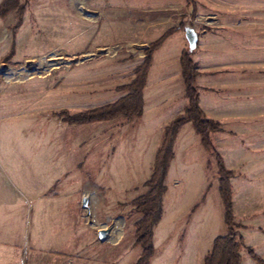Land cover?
<instances>
[{
	"label": "rangeland",
	"instance_id": "374dc122",
	"mask_svg": "<svg viewBox=\"0 0 264 264\" xmlns=\"http://www.w3.org/2000/svg\"><path fill=\"white\" fill-rule=\"evenodd\" d=\"M21 4V24L16 11L0 18V183L21 209L3 230L4 264H137L133 200L147 189L165 126L187 105L185 29L155 52L143 117L74 125L57 113L123 96L118 87L134 79L150 43L180 25L199 34L191 57L199 82L212 87L198 85L207 117L220 124L213 143L234 172L235 221L246 245L264 257V0ZM163 71L169 78L157 102ZM174 151L150 264H203L227 231L217 159L191 123ZM31 194L45 205L23 209ZM102 228L109 230L103 241ZM242 255L243 264H258Z\"/></svg>",
	"mask_w": 264,
	"mask_h": 264
},
{
	"label": "trees",
	"instance_id": "16d2710c",
	"mask_svg": "<svg viewBox=\"0 0 264 264\" xmlns=\"http://www.w3.org/2000/svg\"><path fill=\"white\" fill-rule=\"evenodd\" d=\"M24 10L25 6L21 4V0H2L0 18H5L8 13L16 11L19 19L17 25H19ZM185 28L182 25L171 27L150 43L144 59L136 68L134 79L118 87L125 91L123 96L83 112L71 113L68 110H61L57 114L63 117L66 122L74 125L108 122L116 118L131 122L135 118L141 117L145 105L144 92L153 65L154 54L172 34ZM180 66L187 105L184 112L177 115L165 127L162 142L155 154L151 177L146 182L147 189L133 200L135 212L139 214V218L135 222V244L142 247L137 264H150L154 257V228L162 220L164 214L166 180L171 162L175 157V141L180 129L187 123L193 125L201 144L210 150L217 159L219 193L224 204V221L227 229L226 233L214 238L210 250L204 256L203 264H243V250L256 263L264 264V257L257 253L252 246L246 245L243 235L239 232V224L235 221L234 191L231 181L234 172L226 167L223 156L213 143L212 134L219 131L220 124L215 119L207 117L201 107L198 86L200 71L198 63L191 57V52L187 50L182 52Z\"/></svg>",
	"mask_w": 264,
	"mask_h": 264
},
{
	"label": "crops",
	"instance_id": "0c3cea01",
	"mask_svg": "<svg viewBox=\"0 0 264 264\" xmlns=\"http://www.w3.org/2000/svg\"><path fill=\"white\" fill-rule=\"evenodd\" d=\"M164 45V44H163ZM162 45V46H163ZM184 50L181 51V54ZM181 54H180V57H181ZM154 58H155V54H154ZM154 63V61H153ZM153 66V65H152ZM152 69V68H151ZM151 71V70H150ZM182 76V75H181ZM201 77V72H200V75L198 76V82H199V79ZM169 78V74L165 71H163V74L159 77V83H158V94H159V97L157 98V102H161L163 101L162 100V93L164 94L165 92V89H166V83H167V79ZM151 81V73H149V77H148V83L146 85V88H145V92H144V101H145V105H144V111H143V114L141 115L142 117L145 115L146 113V105H147V88H148V85ZM198 85L200 87H202L204 90L205 89H209L211 90L212 87L211 86H204L203 84H201V82L198 83ZM184 88H185V85H184ZM159 104V103H158ZM200 104H201V107H202V93H201V90H200ZM202 109L204 110V108L202 107ZM157 112V110H156ZM179 113H181V111H179ZM178 113V114H179ZM206 113V112H205ZM156 116H159V114L157 113ZM173 119H171L169 121V123L172 121ZM167 123V125L169 124ZM77 125H88V124H77ZM166 125V126H167ZM165 126V127H166ZM193 126V125H192ZM61 172V171H60ZM58 174V173H57ZM11 195V192L8 190V188L6 187L5 183L2 181L0 183V264H4V261H3V256H2V253H3V242H2V239L4 237V232L3 230L5 228H8L9 226L12 225V213L16 214V219H18V214L21 212V209L19 207V202H18V199L17 198H12L9 197ZM33 196V199L31 200H28L26 201V203L24 202L23 204V209L26 210V205H28V207H35L36 206V209L40 207H42L43 205H45V202L43 203L42 199L40 197H37L36 194L29 196L32 198ZM35 202V203H34ZM82 206V205H81ZM83 208V207H82ZM15 219V224L14 226L17 225V220ZM99 239V238H98Z\"/></svg>",
	"mask_w": 264,
	"mask_h": 264
},
{
	"label": "water",
	"instance_id": "95a60500",
	"mask_svg": "<svg viewBox=\"0 0 264 264\" xmlns=\"http://www.w3.org/2000/svg\"><path fill=\"white\" fill-rule=\"evenodd\" d=\"M185 34H186V38L189 44V49L190 52L194 51L197 47H198V43H199V34L196 31L195 28L187 26L185 28ZM89 199L87 196H84L82 198V207L85 209H89V205H88ZM109 230L107 228H102L98 231V238L99 240L103 241L106 239L107 235H108Z\"/></svg>",
	"mask_w": 264,
	"mask_h": 264
}]
</instances>
